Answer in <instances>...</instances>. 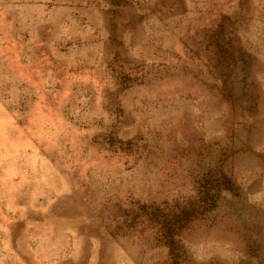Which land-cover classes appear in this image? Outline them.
<instances>
[{"label":"clouds","instance_id":"1","mask_svg":"<svg viewBox=\"0 0 264 264\" xmlns=\"http://www.w3.org/2000/svg\"><path fill=\"white\" fill-rule=\"evenodd\" d=\"M0 264H264V0H0Z\"/></svg>","mask_w":264,"mask_h":264}]
</instances>
